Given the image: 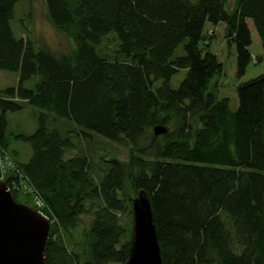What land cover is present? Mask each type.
Returning <instances> with one entry per match:
<instances>
[{
  "label": "trees",
  "instance_id": "1",
  "mask_svg": "<svg viewBox=\"0 0 264 264\" xmlns=\"http://www.w3.org/2000/svg\"><path fill=\"white\" fill-rule=\"evenodd\" d=\"M42 1L70 52L15 38L16 0H0V72L17 75L0 91V148L22 143L31 152L24 164L13 158L23 177L10 170L4 184L26 179L53 220L42 264H124L130 239L119 217L138 191L150 202L161 264H264V75L235 87L231 112L209 87L222 66L201 49L205 25L223 24L241 79L251 63L250 21L264 62V0H234L230 11L226 0ZM25 106L41 111L34 131L8 134L6 114ZM155 126L165 132L154 136ZM87 133L129 143L132 155L103 160L96 182L85 156L62 159L73 149L70 134ZM16 189L12 199L29 206V194Z\"/></svg>",
  "mask_w": 264,
  "mask_h": 264
},
{
  "label": "rangeland",
  "instance_id": "2",
  "mask_svg": "<svg viewBox=\"0 0 264 264\" xmlns=\"http://www.w3.org/2000/svg\"><path fill=\"white\" fill-rule=\"evenodd\" d=\"M233 7L234 0H226V10L230 11ZM246 22L251 38V45L248 48V51L251 54V63L247 66L241 79L235 78L234 47L225 38V27L223 24H218L216 26L205 25L202 35L201 49H206L208 52L213 54L222 66V72L210 81L209 87L217 99L227 100L228 108L231 112H234L237 107L235 87L240 83L246 82L260 75H264V62L260 58L262 52L260 42L252 23L250 21ZM10 28L15 38H21L23 41L29 42L35 47H45L54 54L68 53L73 48L72 41L63 34L56 32L50 25L46 16L45 5L42 0H16L13 7L12 19L10 21ZM183 44L177 47L173 57L181 56L183 54ZM115 46V41L111 36H108L103 41L104 51L110 52L115 48ZM259 59L260 62H258ZM184 75L185 71H179L171 78L170 86L175 89L179 82L183 79ZM36 81L37 78L33 77L26 82L23 87L31 89ZM15 85L16 80L13 73L0 72V88L12 87ZM25 111L28 113L31 112L36 118V111L38 110L28 106L25 110L22 109L20 112L6 114L7 133L16 134L15 132H27L26 130L20 129L24 123L28 126V123L32 120L27 117V112ZM23 121L25 122L23 123ZM87 135L88 138L84 139L75 134H70L73 149L66 151L63 154L62 159L67 160L74 156H85L87 162L89 163L93 179L96 182L99 178H101V175L105 172L104 170H106L105 165L102 162L103 160L116 159L120 162H127L129 157L132 155L133 149L129 143L124 141L119 143H110L93 134L87 133ZM16 144L21 145L22 148L25 150L27 149L30 153V149L26 144L15 143V145ZM10 146L11 145H9V147ZM7 152L13 159V152L10 150H7ZM21 158L23 157L21 156ZM21 158L19 159L20 162L22 160ZM133 196L134 195L131 194V198H133ZM128 207L129 208L127 209L126 214L121 215L119 219L121 225L126 230L127 238L131 241L132 220L130 203ZM44 218L47 219L49 224L53 223V220L48 219L47 215H44ZM90 219V213L84 214L80 217L79 227L73 234L74 241L78 239L82 229L87 228ZM65 244L67 250L70 252L72 250V244L66 240Z\"/></svg>",
  "mask_w": 264,
  "mask_h": 264
},
{
  "label": "water",
  "instance_id": "3",
  "mask_svg": "<svg viewBox=\"0 0 264 264\" xmlns=\"http://www.w3.org/2000/svg\"><path fill=\"white\" fill-rule=\"evenodd\" d=\"M164 132L160 126L152 129L154 136ZM130 209L132 235L124 264H161L151 206L143 191L130 200ZM48 230L47 220L15 202L0 181V264H42Z\"/></svg>",
  "mask_w": 264,
  "mask_h": 264
},
{
  "label": "built area",
  "instance_id": "4",
  "mask_svg": "<svg viewBox=\"0 0 264 264\" xmlns=\"http://www.w3.org/2000/svg\"><path fill=\"white\" fill-rule=\"evenodd\" d=\"M10 170L15 171V175L18 178L23 177L19 172V170L15 167V163L13 162V159L10 157L9 153L0 148V181L4 183V177ZM6 187L9 192L11 189L17 188L16 190H20L29 194L30 197L29 207L32 208L35 212H37L39 215H41L44 218L45 215L43 213L45 209L44 204L42 203L41 199L36 195V192L32 189L31 185L28 183L26 179L20 180L17 184V187H13V184L11 187L9 186Z\"/></svg>",
  "mask_w": 264,
  "mask_h": 264
},
{
  "label": "crops",
  "instance_id": "5",
  "mask_svg": "<svg viewBox=\"0 0 264 264\" xmlns=\"http://www.w3.org/2000/svg\"><path fill=\"white\" fill-rule=\"evenodd\" d=\"M14 78L17 82V75L14 74ZM14 87V86H12ZM6 88V87H5ZM4 89V88H0V91ZM27 108V106H25L23 108V110H25ZM37 110V109H36ZM27 112V111H25ZM37 112V115L41 112L40 110L36 111ZM27 114V117L29 119H32L29 123H28V126L25 125V121H23L24 125L20 128L22 130H26L27 132H15L16 134H24V135H29V133H31L32 131H34L35 129V124H36V118H35V115L32 114L31 112L30 113H26ZM37 117V116H36ZM35 118V119H34ZM33 129V130H31ZM8 134H11V133H8ZM8 150H10L11 152H13V157L15 158V160L19 163V164H24L28 161V159L30 158V155H31V152L29 153L27 151V149L25 150L24 148L21 147V145H18L15 143L11 144V146L8 148ZM21 156L23 158H21ZM22 159L21 162L19 161V159Z\"/></svg>",
  "mask_w": 264,
  "mask_h": 264
}]
</instances>
